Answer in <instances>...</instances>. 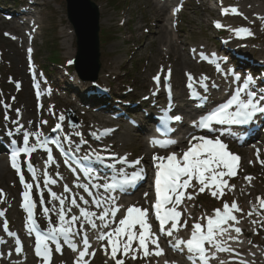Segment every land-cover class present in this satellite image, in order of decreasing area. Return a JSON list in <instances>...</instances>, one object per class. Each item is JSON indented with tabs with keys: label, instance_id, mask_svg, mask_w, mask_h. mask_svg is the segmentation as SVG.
<instances>
[{
	"label": "rangeland",
	"instance_id": "1",
	"mask_svg": "<svg viewBox=\"0 0 264 264\" xmlns=\"http://www.w3.org/2000/svg\"><path fill=\"white\" fill-rule=\"evenodd\" d=\"M92 1L97 4L100 11L99 29L100 32L103 33L102 42H104L100 45L99 49V61L101 62V67L98 71L99 74L96 80L92 82L96 86L95 92L98 93V95H94L88 102H80L78 101V94H80L78 90L82 89L85 84L89 85L91 82L81 80L75 73L71 64V61L76 56V43L73 27L66 18L65 1L0 0V87L2 86V89L0 88V147L9 145L8 142L13 135L18 136L17 138L23 137L22 132L17 133L15 131L20 124L23 125L22 131H28L30 133L40 132L44 136L45 134H50L57 123H61L66 134L64 137L65 143L76 149H80L81 152L85 153L88 159H91V153H98L103 157L112 153L116 154L114 143H116V147H119L118 152L122 154V157L129 156V158H136V155L142 154L141 149L136 147L134 142H126L127 144L125 143L126 145L123 148V143L116 141V138L124 137L125 132H138L146 136L148 131L145 130V127L146 129L148 128L146 123L149 122L147 121L149 118L146 117L144 120L140 119L144 114V109H142V111L139 110L141 113L135 111L136 113L134 114H131V112L120 116L117 110L114 111V113L107 112L108 109L103 107V99L104 96H106L103 92L108 93L109 97H111H105L106 100L112 103L114 102L116 107H124L125 103L129 102L131 105L139 95L147 94L145 92L148 90L161 91L164 89V86L168 84L177 92L180 102H182L189 88L188 74H191L193 83L198 82L199 85H202L205 82L212 86L209 88L210 93H223L224 89H220L219 87L218 76H220V74L223 75L222 70H224V67L226 70L231 68V66H229L231 64L226 60L229 58H233V60L238 59L241 63L245 61L244 65L253 66L254 68L252 69L254 73L252 74L255 77L254 81H261L263 86H260V91L264 90V0H250L256 8L253 13L256 25L252 28L251 32L254 39L250 37L252 41L247 45V47L251 49V52H249L250 54H246L239 50H229L230 48L224 44L225 41L228 42L229 40L226 30H221L214 26L216 14L224 15L222 14V10L225 8L221 7L218 9L217 6H215V3H219L221 0H208V4L205 8L201 3L204 0H196L200 8L199 11H196V7L193 6V4L182 6V0H175V2L169 1L168 7L171 8L170 10L172 12H176L178 16L177 19H173V21L179 29L177 33L180 35V39L185 42V53L187 54V50H189L191 58L197 57V55L203 51H210L212 54H215V56H223L221 63L224 67L220 72L217 71L215 64L211 66L206 64L205 61L195 58L196 61L192 69L181 77V84L173 78L172 71L170 79L165 80V77L168 75L171 59L166 56L167 52L164 43L153 39V36L149 34L153 30L155 20L149 12L148 7L150 4H148V0ZM177 9L179 10L177 11ZM109 14L111 16L108 20L110 23H106L105 18ZM199 16H202L204 22H200ZM260 16H262V18H260ZM228 18L229 17H226L227 20ZM223 21L224 19L222 18V25H224ZM207 23H209V26ZM30 26L31 28L29 29ZM140 26L141 30H135ZM170 30V33L176 35L175 30L172 28ZM131 34L132 37H130ZM52 44L55 46L53 47ZM195 45H199L201 48L197 50ZM243 46L241 45V47ZM193 49L196 50L195 53ZM53 53H55L58 58H53ZM252 57L254 58L251 60L250 58ZM110 62H112V64H110ZM105 67L116 71L118 77L113 76L116 73L109 77L101 76V70ZM161 67H163V72L160 75V84L157 85L153 76H156L157 73L160 72ZM31 70H37L39 82H34L35 79H32L29 75V71ZM8 72L12 74L13 80H5V77L9 74ZM243 72L247 74L250 71L245 69ZM143 76H145L146 81H142ZM203 77H207L208 79L205 81ZM1 82L4 83L5 86ZM87 93H89L88 90ZM165 94V90H163L161 97L155 99L164 100L166 99ZM147 95L144 100H148ZM2 97L5 98V102L2 101ZM73 98L76 99L77 107H74V104L68 103V101ZM118 100L124 102V104L121 105ZM38 103L41 104V107ZM147 103L148 101L146 104ZM5 105L10 107L5 108ZM5 109H8V113H4ZM83 109L85 111H83ZM17 110L19 111L17 112ZM68 111L75 115L78 126L72 127L67 123L65 114ZM60 115L65 116L64 121H59L58 117ZM5 116L8 117L7 120ZM22 117H24V121H22ZM138 120L143 122V125H138L139 129L135 127ZM14 121H18L19 124L13 123ZM104 121L109 122V127L111 128L112 125L120 127V129L117 130L118 132L116 135L118 136H116L114 143L106 140L97 141L100 139L97 135L108 129V125L104 123ZM9 131L12 132L11 136L8 135ZM59 132L60 130H58L56 134H59ZM76 133H80L81 135L78 136ZM95 136H97V140ZM33 138L37 139L34 135L30 136L29 139L35 143ZM82 141H87V143H83ZM17 144H19V139ZM243 148L246 149V147ZM1 150L2 149H0V159L1 163L4 162V169H6V172L4 176L0 177V190H2V193H0V209L6 214L5 217L6 220L9 221V230L11 232L14 231L19 221H21L23 229L27 232L25 226L26 211L22 207V193L24 187L20 179H18V174L8 166L7 160H2L1 156H3V153ZM252 155L248 156V153L239 155L241 170L238 175L236 174L232 177L235 178L234 183L229 184L234 185V189L229 190V188L226 187L224 189V195L221 197L222 199L212 197L209 190H205L203 193L208 195L211 202L209 204L205 202L204 207H202L203 209L200 210L197 205H194V201H196L197 195H201L202 193L198 190L199 184L194 183L188 193L193 199H187L188 194H186L185 197V200L189 201V204L185 205L187 215L185 220L190 222L189 217L191 209L200 211V213H196L197 218H201V216L205 218L214 212V207L222 208L224 202L231 204L235 201L237 203L239 195L235 196L236 188H240L242 185H246L244 189L248 188L247 190H252V195L248 197V201L251 200L258 207H261L257 197L264 198V177L260 175V178H256L255 180L253 178L247 180L246 177H248V175H246V172H249L252 167L257 169L256 173H260L262 170L264 171V163H262V161H264V155L262 150L259 153L262 157H258L255 154ZM32 158L36 165L35 168L39 175L38 178L41 179L43 187L45 185L46 173L47 177L57 181L56 184L45 185L47 191L45 195L47 194L52 204L50 209L54 207L58 209L59 201L53 200L50 192H56L57 194L60 192L65 193L60 183V179L64 177L59 169L60 164L53 159L52 162H48V164L45 163V165L43 161L36 156ZM98 160L100 163L102 158ZM22 172L25 176L24 169ZM34 190L35 193H33V198L35 199L36 197L39 199L38 197H40V195H38L36 188ZM79 193L78 190L75 191L74 194L65 193V204H69V199L72 197L76 198V195ZM147 200L146 204L143 202L142 198H139L138 202L148 206ZM83 201L81 200L84 205ZM69 207L73 209V211L68 214L69 217L73 214L79 215V211L76 212L75 206L70 205ZM40 211L41 223L45 227L49 226V218L53 224L59 223L55 211L50 212L49 215L51 217L48 218L42 214V210ZM239 212L240 211H235L234 214ZM262 218H264V215H262ZM3 222H5V219H2V223ZM246 227L250 235L248 234L247 237L242 239L244 243L249 244L246 248V252L242 253L243 259L246 261L245 264H264L263 220L262 223L260 222L254 225L247 224ZM90 229V226L85 225L84 231L87 232L89 239L93 237L92 234L95 232L94 229ZM177 233L179 232H174V234ZM78 237L80 239V235H78ZM178 237L184 238V235ZM102 242H100L98 246H100ZM11 246H13V243H11ZM79 246L82 247L81 245ZM10 247L2 250L0 254L4 255V251H6V253L9 252V250H11ZM133 247H136L135 243ZM210 251L211 248H209V252ZM95 256L96 257L92 259L90 264H114L112 260L109 263L101 247ZM136 256L137 258L134 260L131 258V255H129V257L126 258L125 264H161L166 261L174 264H181L178 260L183 262V264H190L189 260H185L186 258L184 259L183 256L174 257L171 256L170 253L167 255L164 254L166 259L160 256L157 258H142V254H136ZM254 257L259 259V261H253ZM223 262L224 264H234L227 259ZM40 263L41 262H38L37 264Z\"/></svg>",
	"mask_w": 264,
	"mask_h": 264
},
{
	"label": "snow or ice",
	"instance_id": "2",
	"mask_svg": "<svg viewBox=\"0 0 264 264\" xmlns=\"http://www.w3.org/2000/svg\"><path fill=\"white\" fill-rule=\"evenodd\" d=\"M228 11L229 9H223L222 14L226 15ZM231 12L238 14V10L234 7L231 8ZM215 26L221 28L223 25L217 21ZM234 31L237 36L241 34L252 35L250 29L247 28H239ZM195 51L193 49L194 53ZM199 55L202 59H208L203 52ZM216 67L219 71V63L216 64ZM162 72L163 67L153 77L157 85L160 84V75ZM170 77L171 69L169 68L165 80H169ZM188 79V87L191 89V81L193 80L191 74H188ZM207 79V77H203V80L206 81ZM235 79L240 80V76L237 75ZM254 83V78L251 75L247 76L243 82V86L237 88L231 94L230 98L208 111L207 114L202 115L198 121H193L194 127L200 130H206V132L202 135L191 136L188 142L189 146L186 150H181L182 154L179 156L176 152H170L167 156L153 154L152 159L154 168L156 169L154 180L156 199L153 207L155 210L154 218L159 222L156 231L152 230V225L149 223V209H142L135 205L127 206L122 218L116 223L117 213L121 209L120 206L115 204L114 197L111 198L112 203L110 206L106 208H102V203H106L107 201L102 202L99 198L94 200L96 207L102 208L99 214L81 207L77 203V199L72 197L68 203L79 209V215L73 214L69 217L68 214L72 211V207H66V197L59 196L56 192H50V195L53 200L59 201V208L56 209L54 207L50 209L43 207L42 214L48 217L50 212L55 211L59 223L54 225L49 218V227L46 231L41 230L35 218L36 203L31 195L33 184L25 181L22 169L18 163V157L21 153L30 156L36 152L38 147L44 148L47 151L48 162L53 161V155L51 149L48 148V139H40L42 133L22 131L23 125L20 124L15 131L17 133L22 132L24 147L13 148L11 153L12 167L16 169L20 176V182L24 187L22 207L27 213L26 226L29 234L35 232L34 252L41 259L42 264H51L53 249L50 245L54 244L55 252L62 254L61 238L63 244H66L73 252H78L74 264H89V259L85 258L94 257L95 250L89 251L92 245L87 232L84 231L85 225L98 231L97 239L99 241H107V245L104 246V251L106 255L110 256L114 264H125V260L118 258V254L121 257H129L131 255L132 259L137 258L136 253L138 251H142L143 257H148L153 254L156 256L162 255L163 249L160 246L161 237H172L173 239L169 240L168 243L175 250L184 251L186 249L191 264H209L210 259L215 257V252L211 256L209 255V247H206V245L219 252H232L233 249L227 247L225 240L221 238L229 234L228 239L237 240L238 237H232L230 232L234 230L238 235L242 232L240 227L235 226L239 221L233 213L235 211H241L235 201L231 204L224 202L222 208L214 210V215L202 218L206 219V224L199 221L195 222L192 225L190 238L186 240L174 236V232H178L180 228L187 226L186 220L181 223L180 218L182 213L177 210V206L185 199V190L193 187L191 183L193 180L198 182V190L200 193L208 189L211 196L217 199H220L224 195V189L226 187L229 190L234 189L235 186L229 185L228 180L224 179V177L231 178L236 175L240 158L237 154L228 150V145L222 141L219 135H215L219 131L215 125H247L258 114H264V93L258 94L255 90H250V86ZM204 87L206 88L207 85L205 84ZM204 99L206 100V97ZM8 107L10 106L5 105V108ZM168 111H171V109L169 108ZM165 118L176 122L182 120L180 115H166ZM5 119L7 120L8 117L5 116ZM58 119L59 121H64L65 116L60 115ZM13 123L19 124L18 121H14ZM61 128V123H57L53 131H58ZM8 135L11 136L12 132L9 131ZM32 135L37 138V143L29 146V138ZM76 135L79 136L81 134L76 133ZM235 138L239 139V137ZM82 142L87 143V141ZM11 143L15 145L16 140L13 139ZM152 143L158 145L160 148H168L170 145L175 144L176 141L153 140ZM97 159H101V157L97 155ZM120 163L128 164L129 167L136 168L137 165L141 164V159L138 158L135 161L129 162L127 157H121ZM27 168L33 174V178H35L34 166L30 161L27 163ZM145 174V169L140 167L133 171L130 176L124 175V179L120 183L123 186L135 187L136 184L145 178ZM45 175V185L55 184L57 182L55 179L47 177V173ZM246 179L251 180L252 178L246 177ZM77 186L82 187L85 192L92 195L88 185L80 184ZM93 187H99V185H93ZM103 187L111 191L116 189L118 185L114 182L112 184H105ZM64 191L71 192V189L65 185ZM0 193H2V190H0ZM145 196H147V193H145ZM80 199L83 200V197H80ZM187 199H193V197L188 194ZM257 200L261 208H264V198L257 197ZM83 202L85 205L89 203L88 200H84ZM41 203H43V200ZM169 204L172 205L171 208L167 207ZM251 214L250 212L249 215ZM4 215L5 213L0 211V217ZM97 220L100 222L99 224H97ZM113 223H116L114 228L111 227ZM75 225H79L78 230L74 228ZM3 229L9 236L16 237V233L9 231L6 221ZM105 229L107 231H104ZM77 235H80V244L82 247L74 242L73 238ZM2 242L4 241L0 240V243ZM15 243L17 246L15 249L16 252H21V240L16 238ZM134 243L136 244L135 248L133 247ZM150 244L154 246V252H150ZM221 264H224V262L221 261ZM241 264H245V262L241 261Z\"/></svg>",
	"mask_w": 264,
	"mask_h": 264
},
{
	"label": "bare ground",
	"instance_id": "3",
	"mask_svg": "<svg viewBox=\"0 0 264 264\" xmlns=\"http://www.w3.org/2000/svg\"><path fill=\"white\" fill-rule=\"evenodd\" d=\"M166 1L167 0H148V4H150L148 7L149 12L152 15L153 19L155 20V24L153 25V30L149 34H151V36H153V39L164 43L165 49L167 52L166 56H168V58L171 59V62L169 59V62H170L169 68L171 69V71L173 73V78L178 83H180V81L182 80L181 77H183L187 71L192 69L194 62L196 61L195 58H200V56L199 57L197 56L195 58H191V53L189 50H187V54L185 53V51H184L185 42L180 39V35L177 33V31L179 29L173 21L175 15L173 16V14L172 15L170 14V10H169L170 8L168 7ZM201 3H202V6H204V8H205L206 5L208 4V0H204ZM192 4H193V6L196 7V11H199L200 8L197 5L198 3L196 0H184V5H192ZM215 6H217V8L218 7H224L225 9H229V11L226 15L225 14L224 15L216 14L217 15L216 20L221 22V19L223 18L224 19V21H223L224 25H227L225 27V30H226L227 36L229 37V40H228V42L225 41V43H224L225 46L230 48L229 50H232V51L233 50H239L241 52H245L246 54H250L249 52H251V49L249 47H247V45L250 44L249 42L252 41V39H254V36L246 35V34H241L240 36H237L234 30L239 29V28H247V29H250V31L252 32V28L256 25L255 18L253 17V13L256 10V8L254 7V4H252V2H250V0H221L219 3L218 2L215 3ZM233 7L238 10V14H233L231 12V8H233ZM215 10H216V8H215ZM202 15L206 16L205 14H202ZM110 17L111 16L109 14L105 18L106 23L109 22L108 20L110 19ZM199 17H200L199 18L200 22H204V19L202 18V16H199ZM226 17H229L228 20L226 19ZM169 21H170V23H169ZM207 25L209 26V23H207ZM30 28H31V26L29 27V29ZM140 28H141V26L135 30H141ZM171 28L176 31V35L173 33H170ZM222 29H224V26L221 27V30ZM130 37H132V34L130 35ZM130 37H129V39H130ZM241 45L242 46L244 45V46L241 47ZM195 47L197 50L201 48L199 45H195ZM209 53H210V51H207L206 54H209ZM210 56L212 57V63L213 62L219 63L220 70L219 71L217 70V71L220 72L222 70L221 67H224V65L221 63L222 56H220V57H214L212 55H210ZM253 58L254 57H252L250 59L252 60ZM110 64H112V62H110ZM222 71H223V73H222L223 75H225V74H227V75H225L224 77L220 75V77L222 78L221 80H223V81L225 80V82L228 83V80L230 77L228 74H230V73L228 72V70L225 69V67H224V70H222ZM101 72H102L101 76L103 75L105 77H109V76H112V74L116 73L113 76L118 77L117 72L114 71L113 69L108 68V67L103 68L101 70ZM234 75H238V74H236L234 72ZM246 78H247L246 76L245 77L241 76L239 81L235 80V81H232L228 84H230L229 86L232 87L233 89H235V88L237 89V88L243 86V82ZM142 81H146L145 76H143ZM95 87L96 86L93 83L92 84L90 83L89 85L85 84L82 87V89L78 90V92L80 93V94H78V101L88 102V100L91 99L94 95H98V93L95 92V89H96ZM258 88H259V86L257 85V82L255 83V86L254 85L250 86V90H255L258 94L264 93V90L260 91V88L259 89ZM87 90L89 91V93H87ZM162 92H163V90H161V91L148 90L145 93H147L149 95H147V94L139 95V97L137 99H135L142 106L141 111L145 105V111H144V114L140 118L141 120H144L146 117H148L149 120H151L152 113H153L152 110H154V111L159 110L160 104H164L165 100L155 99V98L161 97ZM205 92L209 93V90H206ZM146 95L148 96V100H144ZM176 99H178V101L180 100L177 92H175L174 98H172V100L169 99L168 101L173 102ZM147 101H148V103L145 104ZM156 101H157V104H156ZM207 102H205L204 104H201L199 106V108L204 107ZM68 103L72 104V105L74 104V107L78 106L76 104L75 98H73L72 100H69ZM182 103L183 102H181V104L179 105V102H176L175 107L177 109L179 107H181V109H183L184 107H182L183 106ZM155 104H156V108H154ZM196 105H197L196 100H192L189 104V109L188 110L183 109V111L185 112V110H186V112H189L190 110H192L191 108H194ZM116 110L119 111L118 109H116ZM83 111H85V110L83 109ZM141 111H139V113H141ZM124 114H126V113L125 112L121 113V115H124ZM23 118L24 117H22V121H24ZM263 118H264V114H258L256 117L257 124L259 126V130H258V135H256V140L253 144L251 143V142H253L251 139L247 140V139L240 138V137H239V139L234 138V142L235 143L239 142L241 145H246L248 142L251 143V145H249L248 149L239 148L237 153H239L241 155H245L249 151V153L259 155L260 149H261V143L257 142V140H258V137L260 138V136H259L260 135V128L262 125V119ZM104 123H106L107 125L109 124V122H107V121H104ZM138 125L139 126L143 125V122L138 120L136 125H135V127L137 129H139ZM146 126H148L147 123H146ZM119 129H120L119 126H115L114 129H110L109 131L99 133L97 135L100 138L99 140L96 139L97 136H95V139L97 141H101V140L105 141L106 140L108 142L112 141V143H114L116 136H118V135H116V133L118 132L117 130H119ZM181 129L183 131H186L185 127L181 128ZM217 129H219L218 135L220 136L221 139H224L227 136L229 137L230 134L233 136H237V134L233 132V129H230V128L229 129L217 128ZM111 130H113V131H111ZM145 130L148 131L149 129L147 128ZM222 132H224V134H221ZM112 133H114V134H112ZM148 133L149 134L147 136H149L151 134V131L149 130ZM124 134H125V136L122 138L117 137L116 141L123 143L122 144L123 148L127 144L126 142H134L136 144V147H139L141 149L142 154L137 155V157L140 158L142 162H145V159H147V158L149 159V156L151 155V153L156 151V148L151 147V145H149V142L147 140H145L143 133L140 134L138 132H135V133L125 132ZM16 137H17L16 135H13L9 141V144H12L11 141L13 139H16ZM114 144H115V150H116L115 152L118 153L116 158H114L116 161L114 163H110V165H108L105 169H103L101 167L102 164H99L97 162L96 163H94V161L86 162V161H90L94 157H91V159H86V158L81 159L79 157V155H77V153L74 149L70 150V156H72L73 159H76L77 163L80 165L79 166L80 169H76L75 172H77L78 175L80 176V173H79V170H80L82 175H84V178L86 180H88L90 178L96 177V175H94V174H96L97 172L102 173V171H104V172L108 171L111 174H114L115 176H117V175L123 176V175H127V173H132L133 171L138 169V168L129 167L128 164L120 163V158L122 157V154L118 152L119 147L118 146L116 147V143H114ZM128 144H131V143H128ZM1 157H2V160L5 159V155L1 156ZM36 157L39 158L40 160H43V162L48 163L47 159L43 156L42 148H40L39 151L36 153ZM82 161H85V162H82ZM90 164L97 165L100 168L96 167V170H91ZM149 165H150V163H148L147 166H149ZM4 168H5L4 162L1 163V159H0V177L4 176V173L6 172V169H4ZM118 171H120V172H118ZM145 171H146V168H145ZM256 172H257V169L252 167V169L249 170L248 174L254 180L256 178H260V175H261V177H264V171L263 170L260 173H256ZM228 182L230 183V180ZM60 183H61V187H62L63 191H64L65 185H67L68 188H70L73 192H75L74 190L78 189V188L80 190V187L75 186V184L70 183L65 177H62L60 179ZM78 184L80 185L81 181H77V185ZM142 186L145 188V185H143L141 183V181L138 184H136L135 187L124 186V188H123L124 193H127V194L129 193L132 195L131 197H129V200H128L129 204H135V205L139 204L138 201H139V198L141 197L139 195H142L141 198L143 199V201L147 200V196H145V193L147 191L146 189H145V191L144 190L142 191L144 194L139 193ZM245 186L242 185L243 188L242 187L236 188L235 196L239 195V197H238L239 199L237 200V204H238L239 209H241V211L239 213H236V214L233 213L234 215L237 216V219L239 221V223L235 224V226L236 227H242L241 228L242 232L239 235L237 233H235L234 230H232L230 232V235L232 237H238L237 240L228 239L229 234H226L224 237L221 238V239L225 240L227 247H230L231 249H233L232 252H219V251H216L215 249H212L210 246L206 245V247L211 248V251L209 252L210 256L212 255L213 252H215V257L210 259L211 264H213V263L214 264H221V261H223L225 259L233 258L234 254H237V253L242 254L243 252H246V250H247L246 248L249 246V244L244 243L242 241V239L244 237H247L248 234L250 235L248 228L246 227L247 224L254 225V224H258L260 222L262 223V220L264 223V218H262V215H264V208L258 207L251 200L248 201V197L252 195V190L250 189V191H249V190H247L248 188L244 189ZM43 188H44L43 192L47 193V191L45 189L46 188L45 185ZM81 189H83V188H81ZM83 191H81V192H83ZM90 192L92 193V196H90V197L86 196V193L83 192V196H85V199H87L89 202L87 205H85V204L83 205V203L81 202V199L78 195L76 197L77 203L81 207H84V208L88 209L89 211H93V212H96L97 214H99L101 211L99 210V208L96 207L94 200L99 198L102 202H104L105 201L104 197H103V195H101L99 193L98 189L96 190V189H94V187L90 188ZM58 195L66 197L65 193H63V192L58 193ZM91 198H94V200ZM124 200H126V198L119 199V201H124ZM45 201L47 203V207L50 208V206L52 204H51L50 199L48 198L47 194L45 196ZM110 204H111V202L102 203V207H105V208L109 207ZM69 206L70 205L66 203V207H69ZM127 206L128 205H126V207ZM126 207H124V208H126ZM180 209L182 210V215H181L180 221H181V223H183L185 221V217H186L185 211H184V206L181 207ZM78 211H79V209L76 207V212H78ZM250 212L252 213L251 215H249ZM196 213H197V211L195 209L190 210V216H191L190 221H193V223L187 222V226L185 228H180V230L178 231L179 233L174 234V236L185 235L188 230H190V231L192 230V225L197 221L206 224V220L202 219L203 216L201 218H197ZM116 219H117V217H116ZM96 222H97V224L100 223L98 220ZM115 224L116 223L111 224V227L114 228L116 226ZM22 228H23V225H22L21 221H19L18 224L15 226L16 237L19 238L23 244L22 251L19 253H17L16 250L14 249L16 247V243H14V241H13V246H11L12 240H10L9 237L4 236L0 232V239L2 241H4V242L0 243V252H2V250H4L7 247L9 248L10 246H11L10 248L12 250L9 254L0 256V264H37L38 262H42L41 259L35 255V252L32 249V246H33L32 240L33 239H31V237H29L26 234V232H24V230ZM74 228L78 230L79 225H75ZM90 230H92V229H90ZM94 230H95V232L92 234L93 237H91L92 241L90 242L92 245V248L89 249L90 252L93 249L97 250V248H98V246H96V241L97 242L99 241L97 239L98 231L96 229H94ZM104 231H107V229ZM73 239H74V242L81 245L78 235L75 236ZM172 239H173L172 237H161L160 246L163 249V254H162L161 258H165L164 254L167 255L168 253H170L171 256H174V257H179V256L184 255L182 251L175 250L169 245L168 241L172 240ZM52 249H53V255H52V259H51V264H74V260H75V257L77 254H75L66 244L62 243V254L55 252L54 247H52ZM184 251L187 252L186 249ZM150 256H152V255H150ZM153 256H155V254H153ZM92 258L93 257H91V258L86 257L85 259H89V261H91ZM257 260L258 259L256 257H254L253 261H257ZM178 261L181 264H183V262H181L180 260H178ZM161 264H174V263H170V262L166 261V262H162Z\"/></svg>",
	"mask_w": 264,
	"mask_h": 264
},
{
	"label": "water",
	"instance_id": "4",
	"mask_svg": "<svg viewBox=\"0 0 264 264\" xmlns=\"http://www.w3.org/2000/svg\"><path fill=\"white\" fill-rule=\"evenodd\" d=\"M66 13L76 33L75 69L79 76L95 80L101 63L99 62V11L90 0H66Z\"/></svg>",
	"mask_w": 264,
	"mask_h": 264
}]
</instances>
